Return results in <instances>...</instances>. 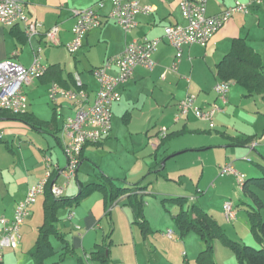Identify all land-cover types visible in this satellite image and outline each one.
<instances>
[{
	"label": "crops",
	"instance_id": "1",
	"mask_svg": "<svg viewBox=\"0 0 264 264\" xmlns=\"http://www.w3.org/2000/svg\"><path fill=\"white\" fill-rule=\"evenodd\" d=\"M97 1L28 0L27 12L42 24L40 33L29 41L23 25L11 27L0 23V61L16 53L15 61L30 66L37 55L47 67L58 64L65 78L68 74L79 75L93 97L98 89V82L91 73L93 68L123 52L132 39L145 35L151 38L162 36L169 24L185 23L181 0H149L154 10L149 14H139L137 27L127 33L110 18L112 0H104L105 5L100 10L102 24L86 34L82 48L71 54L72 58L62 57L66 43L73 37V10L89 7ZM236 1L250 0H210L208 13L218 14ZM56 25L60 27L59 42L53 44L48 42L45 33ZM15 33L24 34L25 41L21 42ZM236 38L245 39L260 54L264 64V0L261 4H253L249 13H236L216 32L208 46H186L175 71L171 70L175 50L166 41L161 42L154 53L155 67L150 70L138 66L132 78L122 86V99L113 107L110 135L99 144L91 143L85 147L77 175L67 184L63 175L68 163L66 137L61 127L64 116L72 110L69 103L62 100L58 105L54 104L53 113L47 115L37 99L31 97L33 92H29L30 88L38 92L44 88L48 93L51 84L56 82L50 75L43 74L25 85L29 108L24 114L44 126L42 129L33 128L22 118L0 119V137L8 143H0V215L11 218L17 203L25 198L31 185L46 175L50 166L54 178L52 187L64 186L63 196L76 195L80 183L104 182L101 173L122 187H132L142 181L136 192L145 202L144 218L150 227V231L144 234L134 223L127 194L111 205L106 202L103 192L94 191L73 207L58 211V227L71 250L68 251L64 242L51 236L55 253L43 264H197L203 244L194 232L181 237L175 223V216L181 209L174 200L177 197L187 198L185 207L191 203L202 206L216 218L230 238L264 248V242L256 241L252 235L249 219L251 201L244 195L235 174L219 172L224 178H216L210 184L209 192L200 196L186 187L173 191L178 185L176 182V186L168 185V180L173 179L166 177V165L159 163L165 158L192 159L194 156L189 154L190 151L212 148L218 152V162L234 156V161L227 163L244 174L245 179L263 174L260 166L264 168V141L260 140L264 138V93L250 92L234 81L224 104L213 90L214 84L221 80L217 64L230 53ZM109 72L115 74L116 71L111 69ZM188 93L196 95L198 104L204 108L213 103L223 107L216 114L215 128H210L209 123L194 115L193 119L188 116L175 120L178 103ZM116 113L117 116L122 113V116L115 122ZM163 128L176 134L165 140L166 137L160 135ZM205 133L211 137L206 144L188 142L180 147L169 146L174 138ZM218 137L220 140L215 141L218 143H213V138ZM255 142L257 144L253 147ZM251 155L253 159L249 157ZM104 159L108 160V167L104 166ZM252 162L254 164H250ZM160 166L162 169L158 172ZM182 166L180 170L187 168ZM177 184L181 186L180 182ZM258 193L264 200V192L258 190ZM44 198L45 194H41L30 207V214L21 228L20 244L17 248L5 250L3 264H37L31 250L44 221ZM233 198L237 200V217L226 222L223 203ZM241 208L247 213L240 212ZM71 212L74 215L70 219ZM262 216L264 218V209ZM168 230L173 231L172 238L166 235ZM86 255L90 257L86 258ZM215 257L217 264H238L234 253L221 241L215 244Z\"/></svg>",
	"mask_w": 264,
	"mask_h": 264
},
{
	"label": "built area",
	"instance_id": "2",
	"mask_svg": "<svg viewBox=\"0 0 264 264\" xmlns=\"http://www.w3.org/2000/svg\"><path fill=\"white\" fill-rule=\"evenodd\" d=\"M28 0H0V23L6 26L23 25L27 39L40 33L42 24L32 19L27 12ZM210 0H181L180 6L185 23L169 24L164 34L157 37L147 35L129 41L123 52L113 56L99 67L91 70L98 82V89L92 97L79 75L75 76L76 88L66 89L54 82L48 90L50 101L58 105L60 101L69 103L72 112L64 116L61 132L66 137L65 154L68 163L63 171L67 184L77 175L81 153L86 144L101 143L112 131L113 107L122 99L121 88L133 76L138 66L152 70L155 67L154 53L161 42L166 41L175 50L174 62L171 70H177L182 59L184 48L190 45L208 46L216 32L221 29L236 13H249L253 4H261L263 0L248 2L236 1L218 14L208 13ZM113 7L110 18L120 25L125 32H131L137 27L139 14H149L154 10L149 0H112ZM104 0H98L93 5L73 10L75 23L72 27L73 37L66 43L71 54H76L83 46L86 34L102 24L100 10L104 7ZM59 25L53 26L45 33L48 42L57 44ZM14 53L10 58L0 61V110H8L14 114H24L28 111L29 100L24 91L25 85L35 78L45 74L47 66L35 56L30 66H24L15 61ZM115 69V74L109 70ZM165 77V74H163ZM234 81L219 80L213 90L222 103L228 101V94ZM223 107L213 103L204 108L198 104V98L188 93L177 106L175 120L180 121L189 115L207 121L210 128H215V116ZM168 130L163 128L161 137H166ZM264 141V138L260 140ZM253 143V147L256 146ZM250 161V159H247ZM49 161V159H48ZM50 164V162H48ZM50 166L46 175L37 183L31 185L24 199L15 207L13 216L0 215V264H3L5 250L17 248L21 240V228L30 214V207L36 203L38 197L45 193L46 185L51 177ZM221 174H235L238 183L242 185L244 174L240 173L231 163L219 166ZM52 193L56 197L64 195V186L54 185ZM223 214L227 221L237 217V209L232 200L223 203ZM74 212L69 214L71 219ZM166 235L172 238L173 231ZM90 255H86L89 258Z\"/></svg>",
	"mask_w": 264,
	"mask_h": 264
},
{
	"label": "trees",
	"instance_id": "3",
	"mask_svg": "<svg viewBox=\"0 0 264 264\" xmlns=\"http://www.w3.org/2000/svg\"><path fill=\"white\" fill-rule=\"evenodd\" d=\"M15 35L21 42L26 39L24 34L15 33ZM263 67L264 64L260 54L248 45L245 39L236 38L233 41L230 53L226 54L217 64V74L221 80L235 81V83L246 87L250 92L258 91L264 93ZM45 75H50L56 83L66 89L77 87L75 77L72 74H68V77L65 78L62 68L58 64L47 67ZM2 118H22L36 129H42V126H44L42 122L35 121L25 114H14L8 110H0V119ZM174 134L176 133H168L165 140ZM0 143L8 145L1 137ZM87 145L82 150L81 158ZM161 169L162 166H160L158 172ZM260 169L263 174L245 179L242 183V191L251 201L249 219L252 235L256 241L264 242V218L262 216L264 200L258 193V190L264 192V168L260 166ZM101 176L104 182L80 183L79 192L76 195L56 197L51 190L54 184V178L51 175L44 193V221L39 228L38 238L31 250V256L36 260L37 264H43L46 258L55 253L50 241L51 236L64 242L67 250H71L68 241L58 227V211L61 208L73 207L94 191L103 192L106 202L111 205L120 196L127 194V203L133 211L134 223L140 226L144 234L150 231L148 222L144 218L145 202L136 192L142 181L132 187H122L117 184L116 180L106 176L104 173H101ZM174 200L181 206L180 211L175 216V223L181 231V237L194 232L198 234L202 241L203 248L197 257V264H217L215 257V244L217 241H221L234 253L238 264H264V248L241 243L230 238L219 222L198 203H191L185 207L187 198L177 197ZM103 261L108 262V259L103 258Z\"/></svg>",
	"mask_w": 264,
	"mask_h": 264
},
{
	"label": "rangeland",
	"instance_id": "4",
	"mask_svg": "<svg viewBox=\"0 0 264 264\" xmlns=\"http://www.w3.org/2000/svg\"><path fill=\"white\" fill-rule=\"evenodd\" d=\"M65 53L62 54V57H71V53H69V51L67 50V48L65 47ZM72 58V57H71ZM33 92L31 97H34L37 99V103L40 104V106L42 107L43 110H45L46 114L48 115L53 113V108L55 107L54 104L50 101L49 99V93L46 92V90L44 88L41 89V91H34L33 88L29 89V92ZM118 113H116L114 120L115 122L118 120L117 118L119 117L121 119L122 113L119 114L120 116H117ZM192 119L194 118L193 115H189ZM216 117V116H215ZM196 118V117H195ZM207 122V121H206ZM208 123V122H207ZM211 137L208 135V133L205 134H201V135H188V136H181L180 138H174L170 141L169 146L171 145L173 146H177L180 147L182 145H185L188 142H198V143H208V141H210ZM219 137L218 138H213V143H218L215 141H219ZM214 152V153H212ZM256 153V150L254 151ZM163 152L159 153V156L162 154ZM189 154L193 155L194 157L191 158H187V157H179V158H170V160H163L161 159L159 163L166 165V169H165V175L166 177H170V179L173 180H168L170 184V186L175 185L176 182V186L175 188H173V191L176 190H183L182 188L186 187L188 190H190V192L198 194L200 196H204L206 195L211 187V183H214V181L216 180V178H221L223 179L224 177H221V174L219 173V165L220 164H225L227 162H233L235 158H233L234 156H230L224 159V161H222L223 158L219 159V161L222 162H218L217 160V155L218 152L217 151H213V149H207V150H199V151H193V152H189ZM178 156H183L182 154H179ZM196 157V158H195ZM251 159L252 155L249 156ZM239 160V159H238ZM169 161L168 164H166ZM104 166L108 167V160L104 159L103 161ZM250 164H254V162L250 163ZM186 166L187 168L180 170L179 167L180 166ZM206 166V171L205 173H203V167ZM210 166V167H209ZM183 167V166H182ZM220 179V180H221ZM173 181V182H171ZM178 182H180V185L177 184ZM238 186V185H237ZM239 187V186H238ZM171 188V187H170ZM235 188H237L235 186ZM201 189L203 190V192H200ZM212 192V191H211ZM210 192V193H211ZM263 192V191H262ZM235 197V196H233ZM236 198H233V202L235 204V207H237V200H235ZM167 202V201H166ZM214 204V203H212ZM211 204V207H213ZM240 206V202L238 203ZM170 207H172V205H170ZM264 209V208H263ZM240 212H246L247 211L244 208H241L239 210ZM215 218V217H214ZM216 219V218H215ZM224 219L226 220V218L224 217ZM226 222H229L226 220Z\"/></svg>",
	"mask_w": 264,
	"mask_h": 264
}]
</instances>
